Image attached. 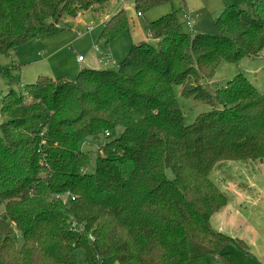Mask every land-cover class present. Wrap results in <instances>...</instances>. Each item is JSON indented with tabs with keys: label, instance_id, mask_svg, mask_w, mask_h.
Returning <instances> with one entry per match:
<instances>
[{
	"label": "trees",
	"instance_id": "1",
	"mask_svg": "<svg viewBox=\"0 0 264 264\" xmlns=\"http://www.w3.org/2000/svg\"><path fill=\"white\" fill-rule=\"evenodd\" d=\"M111 1L0 0V54ZM165 1L135 0V8L143 16ZM125 23V11L112 15L100 40L110 44ZM183 25L175 13L149 23L158 46L133 44L117 70L83 68L75 81L39 76L25 92L9 91L0 264H79V251L83 264H234L228 245L248 253L246 242L211 226L228 204L211 175L222 162L264 164V93L242 74L214 92L203 83L223 62L264 52V0L251 14L226 6L213 35ZM175 87L212 111L187 125ZM102 136L91 166L80 146Z\"/></svg>",
	"mask_w": 264,
	"mask_h": 264
},
{
	"label": "rangeland",
	"instance_id": "2",
	"mask_svg": "<svg viewBox=\"0 0 264 264\" xmlns=\"http://www.w3.org/2000/svg\"><path fill=\"white\" fill-rule=\"evenodd\" d=\"M255 1L167 0L144 9L143 16L138 17L135 0H128L126 7H123L118 0H113L105 6L96 7V11L91 8L89 11L81 12L76 18L63 16L58 24V31L54 34L25 43L7 54H0V121H5L1 116L3 100L11 89L25 92L26 87L34 84L39 76L55 80L64 78L75 81L83 68L117 70L118 65L127 57L133 42L140 41L138 39H142V35L151 45L157 47V42L149 34V23L175 13L180 24H183V13L188 12L192 17L197 14L193 18L194 33L213 35L216 32V21L226 6L235 5L240 10L251 14ZM119 11H125V26L119 30L114 41L106 44L100 40L101 32L104 29V24H101V21L103 20L105 23ZM183 27L186 33L191 34L190 29L185 25ZM79 33L81 36H78ZM79 58H82L83 62L79 63ZM239 74L245 75L260 92L264 93V52L256 58L244 57L237 64L223 62L213 79L204 82L203 86L209 92H214L223 88ZM174 91L187 125L193 124L201 114L212 111V107L209 105L183 97L179 87H175ZM105 143L106 139L102 136L99 141L89 139L81 144V150L90 155L91 166L94 165L98 149ZM238 164L242 165L239 170L235 168ZM258 165L251 161L222 162L217 164L212 172L211 179L221 187H219L220 189L226 188L223 190L225 192H222L235 209L237 208L236 196L247 197V194L251 197L256 196L252 184L256 183L257 188L263 191L264 168L260 169L257 167ZM167 176L169 179H173L170 172L167 173ZM262 198L263 200L258 206L247 203L243 210L244 217L248 218L249 223L257 230L258 238L261 240L247 236L245 231L243 234H239L242 239H247L249 249L248 253H244L237 247L228 245L225 252L230 254L234 264H264V197L262 196ZM237 199L239 200V198ZM249 214L252 216L249 217ZM244 227L245 225L239 223L235 228L241 230ZM17 245L19 248L22 245L20 238L17 240ZM77 256L79 264H83V254L79 251ZM190 264L222 263L218 257H213L193 261Z\"/></svg>",
	"mask_w": 264,
	"mask_h": 264
},
{
	"label": "crops",
	"instance_id": "3",
	"mask_svg": "<svg viewBox=\"0 0 264 264\" xmlns=\"http://www.w3.org/2000/svg\"><path fill=\"white\" fill-rule=\"evenodd\" d=\"M148 37L150 38L149 35H148ZM138 40L147 41L146 39H144L143 35H142V39L140 38ZM140 41H138V42H140ZM137 43L133 42V44H137ZM240 166H242V165L238 164L237 166H235V168H238V170H239ZM257 167H259L260 169H263L264 164H259ZM255 184L256 183L252 184V186L254 188V191L256 192L255 193L256 196L251 197L249 194H247V197H245V196H242L241 194H239V195H241L240 197L236 196V199H235V197H233L236 200V207H237L236 209H235V207L231 206L228 202L226 207L221 209L219 212H217L211 218V226L215 231L224 233V234L231 236L233 238L243 240L244 242H246V244H247V241H246L247 239L244 240L241 238V236H239V234H243V231H245V234L247 236H252L254 239H257V240L260 239V238H258L259 233L257 232V230H255L254 227L252 226V224L249 223L248 218H245L243 215V210L245 209L244 206H246L247 203H248V205L253 203L255 206L256 205L258 206L259 203L263 200L262 196L264 197V189H262L263 191L259 190ZM221 185L223 187V184H221ZM225 189L226 188H224L223 190H225ZM223 190L221 189V191H223ZM223 192H225V191H223ZM237 198H239V200ZM245 212L247 213V210H245ZM251 216H252V214L251 215L249 214V217H251ZM239 223L242 225H245V227L243 229L241 228V230H236L235 227Z\"/></svg>",
	"mask_w": 264,
	"mask_h": 264
},
{
	"label": "built area",
	"instance_id": "4",
	"mask_svg": "<svg viewBox=\"0 0 264 264\" xmlns=\"http://www.w3.org/2000/svg\"><path fill=\"white\" fill-rule=\"evenodd\" d=\"M127 1L128 0H118V2L123 5V7H126ZM137 16L142 17V15L139 12H138ZM196 16H197V14L194 15V17H196ZM194 17L190 16L188 12L184 13V15H183V21H184L186 27L191 30V32H193V30H194V25H195V22L193 20ZM101 24H104L103 20L101 21ZM78 36H81V33H79ZM78 62H80V63L83 62V59L79 58ZM90 240L93 241V238L90 237Z\"/></svg>",
	"mask_w": 264,
	"mask_h": 264
}]
</instances>
